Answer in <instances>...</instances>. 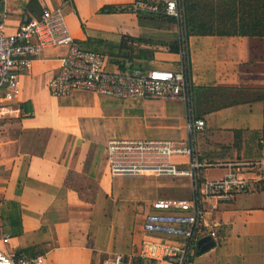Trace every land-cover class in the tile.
<instances>
[{"label":"crops","instance_id":"1","mask_svg":"<svg viewBox=\"0 0 264 264\" xmlns=\"http://www.w3.org/2000/svg\"><path fill=\"white\" fill-rule=\"evenodd\" d=\"M134 1L0 0V25L11 34L42 10L60 9L75 42L105 57L107 71H178L180 55L161 46L178 42V34L141 28L132 12L100 13ZM158 1L148 0L161 6ZM122 37L139 40L129 59L120 57ZM65 53L47 49L33 60L19 77V114L0 118V251L42 257L41 264H102L117 255L123 264H158L137 257L148 238L142 224L153 202L188 199L191 181L112 177L105 150L111 140L185 146V105L131 99L138 108H128V102L84 92L51 97L47 84ZM187 53L192 117L205 125L193 150L211 165L200 171L201 181L216 182L234 172L231 165L264 159V100L252 101L255 90H264V38L189 37ZM134 126L144 133H120ZM204 209L202 238L211 237L215 248L202 255L195 249L189 264H264V180Z\"/></svg>","mask_w":264,"mask_h":264},{"label":"built area","instance_id":"2","mask_svg":"<svg viewBox=\"0 0 264 264\" xmlns=\"http://www.w3.org/2000/svg\"><path fill=\"white\" fill-rule=\"evenodd\" d=\"M161 6L148 0H135L132 13H163L179 21L180 0H159ZM66 49L59 68L48 81L51 97L68 98L75 92L91 93L120 101H180L186 109L187 143L175 147L169 140H111L106 145L107 164L112 177L139 178L148 176L188 178L191 194L188 199L158 200L151 204V213L142 224L148 236L142 241L137 257L143 261L167 264H189L198 241L202 238L205 219L204 204L210 200L230 202L238 192H244L264 180V159L259 163L231 165L234 172L216 182H202L200 171L211 165L198 161L193 139L204 128V122L194 120L188 95V63L186 51L180 53L176 72L153 69L144 71L124 66L110 72L105 57L83 50L69 33L62 10H42L37 20L20 25L6 34L0 25V118L19 114L15 102L20 95L19 77L26 74L33 60L47 49ZM172 157L188 160L185 169L171 163ZM256 170L259 174L256 173ZM248 173V174H247ZM7 243V239L3 240ZM42 257L0 251V264H41ZM102 264H123L120 255Z\"/></svg>","mask_w":264,"mask_h":264},{"label":"trees","instance_id":"3","mask_svg":"<svg viewBox=\"0 0 264 264\" xmlns=\"http://www.w3.org/2000/svg\"><path fill=\"white\" fill-rule=\"evenodd\" d=\"M180 5L182 7V17L179 21L165 16L161 12L157 14L137 12L135 14L138 26L141 28L169 31L171 26H177L180 32L179 41L175 43L161 44V46H166L169 51L174 54H180L182 51H186L185 60L188 63L186 76L189 82L188 95L191 99L192 86L187 53L188 38H264V0H180ZM129 12H131L130 6L124 8L111 6L100 10L101 14ZM137 42H139L137 39L122 37L119 47L120 57L123 59H129L133 45ZM254 95L252 101L264 100V90H255ZM194 138L192 139L194 140ZM260 185L261 184L257 185L255 190L261 191L263 188ZM191 258L188 260L190 263V260H192Z\"/></svg>","mask_w":264,"mask_h":264},{"label":"rangeland","instance_id":"4","mask_svg":"<svg viewBox=\"0 0 264 264\" xmlns=\"http://www.w3.org/2000/svg\"><path fill=\"white\" fill-rule=\"evenodd\" d=\"M170 32H173V34L174 33H176V34H178L179 36H180V32H179V30H178V28H177V26H171L170 27V30H169ZM132 100H129V101H119L120 103H123V102H128V108H130L132 105H134L135 107H137L138 108V104L136 103V100H134V101H132ZM138 101H141V100H138ZM137 101V102H138ZM140 111H136V112H132V114L133 115H136V116H138V118H141V113H139ZM120 133H144L141 129H139V128H137L136 126H134V127H131V128H125L123 131H121ZM145 133H147V132H145ZM186 158H184V157H172L171 158V163L173 164V165H175V166H177L179 169H185L186 167H185V165H187V162H186V160H185ZM180 160V161H179ZM181 160L183 161V162H181ZM188 161V160H187ZM215 171H218V170H213V175H215V176H219L220 175V173H216ZM212 172V171H211ZM177 179H180V178H176V179H167L166 181H168L169 183H172V182H170V181H173V180H177ZM174 183V185H175V187H181L182 189L180 190V192L182 193V195H183V197H180V198H187V189L185 188V187H183L184 185H182V186H180L178 183H180V181H174L173 182ZM184 188V189H183Z\"/></svg>","mask_w":264,"mask_h":264},{"label":"water","instance_id":"5","mask_svg":"<svg viewBox=\"0 0 264 264\" xmlns=\"http://www.w3.org/2000/svg\"><path fill=\"white\" fill-rule=\"evenodd\" d=\"M212 248H215V243L211 237H205L200 239L196 246L198 254L200 255L208 252Z\"/></svg>","mask_w":264,"mask_h":264}]
</instances>
